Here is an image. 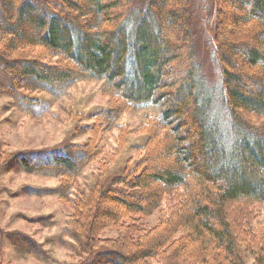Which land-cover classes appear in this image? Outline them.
<instances>
[{
    "label": "trees",
    "instance_id": "1",
    "mask_svg": "<svg viewBox=\"0 0 264 264\" xmlns=\"http://www.w3.org/2000/svg\"><path fill=\"white\" fill-rule=\"evenodd\" d=\"M216 2L219 94L197 60L191 0H0L10 77L0 96L29 103L31 82L54 91L90 77L121 101L99 112L105 121L127 107L161 108L146 159L106 172L80 199L64 177L92 160L89 145L76 147L80 158L54 153L41 164L42 153L0 158L63 178L73 264H264V245L238 232L246 206L264 203V0ZM167 195L179 207L148 225Z\"/></svg>",
    "mask_w": 264,
    "mask_h": 264
},
{
    "label": "rangeland",
    "instance_id": "2",
    "mask_svg": "<svg viewBox=\"0 0 264 264\" xmlns=\"http://www.w3.org/2000/svg\"><path fill=\"white\" fill-rule=\"evenodd\" d=\"M191 3L197 60L209 86L219 94L222 80L212 40L218 5L216 0ZM51 61L58 62L56 58ZM9 79L0 63V85H8ZM31 83L32 87L23 88L31 99L29 103L21 95L0 96V158L42 153L35 159L41 164L52 160L54 153L80 158L76 147L89 145L92 160L78 175L64 177L73 200L89 193L106 172L146 159L143 149L149 137L156 136L148 126L160 115V106L127 107L111 123L97 115L121 101L109 91L105 80L89 77L54 91ZM7 164L0 166V264H73L74 241L67 234L73 209L58 191L63 178L53 173L55 169L28 172L14 163ZM179 202L174 195H167L161 208L145 222L154 226L166 217L173 203L178 208ZM241 206L243 203L233 208ZM246 207L249 215H242L238 232L249 242L256 240L255 247L264 245V203ZM170 213L176 219L177 213ZM255 261L252 256L248 264Z\"/></svg>",
    "mask_w": 264,
    "mask_h": 264
}]
</instances>
